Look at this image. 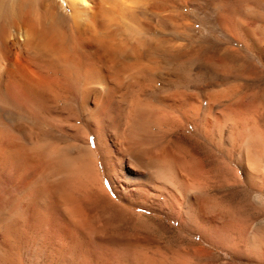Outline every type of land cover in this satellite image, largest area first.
Instances as JSON below:
<instances>
[{
  "label": "bare ground",
  "instance_id": "bare-ground-1",
  "mask_svg": "<svg viewBox=\"0 0 264 264\" xmlns=\"http://www.w3.org/2000/svg\"><path fill=\"white\" fill-rule=\"evenodd\" d=\"M254 2L232 32L264 66V23L245 21L264 22V0ZM164 4L0 0V264H164L130 229L147 213L178 218L243 264H264V231H229L176 146L187 141L199 162H220L264 219V124L257 110L244 117L243 96L225 87L222 56L196 49L182 59L158 36L179 28ZM196 251L212 264L209 248Z\"/></svg>",
  "mask_w": 264,
  "mask_h": 264
},
{
  "label": "rangeland",
  "instance_id": "rangeland-1",
  "mask_svg": "<svg viewBox=\"0 0 264 264\" xmlns=\"http://www.w3.org/2000/svg\"><path fill=\"white\" fill-rule=\"evenodd\" d=\"M223 1L224 4L221 7L218 4V0H165L163 14L175 19L179 28L176 30L160 28L157 31V34H159L158 36L163 39L169 41L171 44L181 47V51L186 52L184 57L182 56V59L192 58L195 60L192 56H195L194 54H196L199 50L201 52L203 50H210L212 59L222 56L221 58H223V61L225 62L227 71V82L225 87L229 88V90L232 89V87L235 89L234 91L233 89L230 90V92H232V94L235 92L233 97L236 100L243 96V98H241V102L239 100L238 101L241 104V108H243L242 113H244V117L250 116V118H252V113H255L257 110V113L255 114L258 116H255L254 114L253 119L255 118L256 121L264 124V101L262 100V98H264V66L259 58L249 52L232 32V26L234 27L236 22L238 23L241 16H243L246 12H252L253 10L255 11L259 9V6L255 3L257 0H253L255 1V4H253L252 0ZM246 2L248 4H246ZM248 6L249 10H247ZM222 8L226 11H224L225 13L221 16V18L218 12H220ZM232 9L239 10V12H236L235 10V14L232 12L234 11ZM241 11L243 14H241ZM246 19H249L250 21ZM245 21L248 23L252 22L251 24L264 23L263 21L261 22V20L252 17L245 18ZM225 24L229 25L227 26L228 29ZM200 51L198 52L199 55H201ZM237 88L242 89L240 91V89ZM247 111L248 113H245ZM249 112L251 114H249ZM167 139L168 138H166L167 143L165 142L166 145L169 144V146H171V142L167 141ZM176 146L179 147V155H182L183 157L180 158L184 161L188 159L192 162L191 164H193L192 166L194 168L196 182L202 189H198V191L200 190L199 193L203 194V196L207 198L211 207L217 211H223L222 214L224 215V221L227 224V227L229 229L232 228L233 230L229 231L235 235H240L241 239L251 232V228L254 225L253 229L255 228L256 230L254 229V232L252 231V233L257 232L258 227L261 228L258 232L264 231V219L253 214L258 208V205H256V203L249 198L250 195L246 192V190L241 189L243 187L233 181L232 175L226 172V169H221L220 162L215 159H204V162L201 160L199 162L198 153L201 149L197 148L199 149L198 151L197 149L194 150L187 141H177ZM217 195L221 196L217 197ZM180 206L182 205H179V209L181 211L182 207ZM192 215V219L196 218L193 219L194 222H204V218H201L202 216L200 217L198 211L194 212ZM146 216L149 218L145 220L146 223L143 222L146 224H143L144 227L139 228L134 225L133 222L130 229L143 235L142 237L145 240L144 247H146L148 254L157 258H162L165 260L164 264H195V261H198L199 264H207L204 263L205 261H203V259L197 254L196 249L200 245L205 246L212 251L213 254H209L213 260L212 264H228L233 261L234 258L229 252L224 250V252L227 253L225 255L220 246L203 241L200 234L193 226H186L187 222L184 226L178 218H168L164 214L147 213ZM180 217L181 219L187 221L184 215L181 214ZM254 222L255 224H253ZM236 225H238L239 229ZM239 230H241V234ZM150 243L153 246L150 245ZM175 256L179 257L182 263H174L173 261ZM188 259L190 260L188 261ZM234 261H237L236 264L245 263L244 259H234ZM26 263L29 264L27 260H25V264Z\"/></svg>",
  "mask_w": 264,
  "mask_h": 264
}]
</instances>
